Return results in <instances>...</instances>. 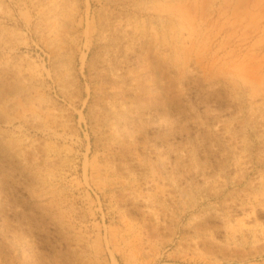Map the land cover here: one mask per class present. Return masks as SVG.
<instances>
[{
    "label": "rangeland",
    "instance_id": "1",
    "mask_svg": "<svg viewBox=\"0 0 264 264\" xmlns=\"http://www.w3.org/2000/svg\"><path fill=\"white\" fill-rule=\"evenodd\" d=\"M0 264H264V0H0Z\"/></svg>",
    "mask_w": 264,
    "mask_h": 264
}]
</instances>
